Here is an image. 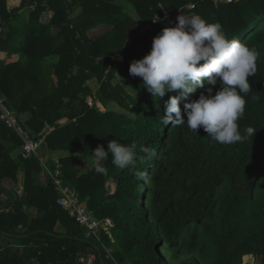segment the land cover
Wrapping results in <instances>:
<instances>
[{
  "label": "trees",
  "instance_id": "obj_1",
  "mask_svg": "<svg viewBox=\"0 0 264 264\" xmlns=\"http://www.w3.org/2000/svg\"><path fill=\"white\" fill-rule=\"evenodd\" d=\"M181 14L219 22L259 53L240 142L165 124L164 102L179 92L154 99L129 72ZM0 98L33 137L54 128L25 158L20 134L0 118V264H78L81 253L115 264L107 248L124 264H245L251 254L264 264V0H21L11 9L0 0ZM112 139L138 145L135 166L119 169L109 157L99 174L91 155ZM57 177L95 218L114 220L112 236L86 235L57 203Z\"/></svg>",
  "mask_w": 264,
  "mask_h": 264
},
{
  "label": "clouds",
  "instance_id": "obj_2",
  "mask_svg": "<svg viewBox=\"0 0 264 264\" xmlns=\"http://www.w3.org/2000/svg\"><path fill=\"white\" fill-rule=\"evenodd\" d=\"M177 21L154 37L150 53L131 63L130 74L142 79L154 99L179 92L164 102L165 124L186 123L196 135L203 128L209 138L222 145L240 142L239 120L252 88L248 77L255 74L258 51L237 37L228 38L219 22H209L199 14H181ZM218 83L221 87L213 95ZM205 88L207 94L201 91L198 99L181 109L182 99ZM244 133L256 134L251 127ZM137 150L135 142L124 144L112 139L107 150L100 145L93 151L94 170L106 174L109 157L119 169L134 167ZM139 151L150 150L140 147Z\"/></svg>",
  "mask_w": 264,
  "mask_h": 264
},
{
  "label": "built area",
  "instance_id": "obj_3",
  "mask_svg": "<svg viewBox=\"0 0 264 264\" xmlns=\"http://www.w3.org/2000/svg\"><path fill=\"white\" fill-rule=\"evenodd\" d=\"M228 2H232L233 0H227ZM194 5H189L188 8H193ZM165 17H168L166 15ZM164 17V18H165ZM163 19L160 15H156L154 19V23L159 22ZM152 24L147 25L143 30L147 28H151ZM4 99L0 98V109L1 114L0 118L4 120L10 127L17 130L23 139L22 146V154L25 158L30 157L32 155H38L39 149L42 144L45 142L46 135L52 131L54 128L47 126L45 131L38 134V136L33 137L28 130H21L15 122L14 113H9L4 108ZM92 105L93 103L90 102ZM55 183L57 188L60 190L61 195L57 200V203L60 204L65 210H67L71 216L76 218L80 225L86 228V235L88 237H96L98 240L101 239V235L103 232H107L110 236H112V229L115 227V222L112 218L107 217L103 219L95 218L90 210L87 207V203L80 201V196L77 192H75L71 187L64 185L61 178H55ZM112 249L107 248V256L115 261V264H124L118 262L112 255ZM96 254L94 253H81L78 257V264H98L96 260ZM245 264H253L250 259H246L244 261ZM256 264V263H254Z\"/></svg>",
  "mask_w": 264,
  "mask_h": 264
},
{
  "label": "rangeland",
  "instance_id": "obj_4",
  "mask_svg": "<svg viewBox=\"0 0 264 264\" xmlns=\"http://www.w3.org/2000/svg\"><path fill=\"white\" fill-rule=\"evenodd\" d=\"M9 2L11 3V0H8V6L10 7V5L11 4H9ZM125 6H126V8H127V10H132V6L129 4V3H125ZM48 17H49V15H44L43 16V20H47L48 19ZM91 83V85L94 87V89H97V83L95 82V81H92V82H90ZM110 109H113V110H117V109H120L119 108V106L118 105H116L115 103H111L110 104V107H109ZM19 152H21V149H18L17 150V152L14 154V156H15V159L17 160V161H19V158H18V153ZM58 153H51L50 155H46V157H54V156H56ZM45 157V158H46ZM20 174L22 175V177L20 176ZM19 176H20V180H19V184H18V186H17V190H18V193H20V191L22 192L23 191V180H24V173H23V171L21 170L20 171V173H19ZM13 246L14 247H16L14 244H13ZM244 259H245V257H244ZM246 259H249V257H248V255L246 256ZM252 261V260H251ZM34 264H36V262L34 263ZM256 264H257V261H256Z\"/></svg>",
  "mask_w": 264,
  "mask_h": 264
},
{
  "label": "crops",
  "instance_id": "obj_5",
  "mask_svg": "<svg viewBox=\"0 0 264 264\" xmlns=\"http://www.w3.org/2000/svg\"><path fill=\"white\" fill-rule=\"evenodd\" d=\"M20 2H21V0H11V3L9 2V4H11L10 5V9L11 8H13V7H16V6H18L19 4H20ZM60 156V154L58 153L56 156H54V157H59ZM47 158V157H46ZM20 176L22 177V175L20 174ZM22 192L20 191V193L19 194H21ZM247 256V255H246ZM246 256H245V259H244V261L246 260ZM248 257H249V259L250 260H252L251 262H253V264L254 263H256V258H255V256L254 255H248Z\"/></svg>",
  "mask_w": 264,
  "mask_h": 264
}]
</instances>
